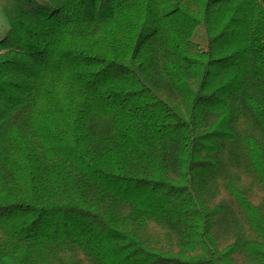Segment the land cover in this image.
<instances>
[{"label": "trees", "instance_id": "obj_1", "mask_svg": "<svg viewBox=\"0 0 264 264\" xmlns=\"http://www.w3.org/2000/svg\"><path fill=\"white\" fill-rule=\"evenodd\" d=\"M6 1L0 264H264V0Z\"/></svg>", "mask_w": 264, "mask_h": 264}, {"label": "rangeland", "instance_id": "obj_2", "mask_svg": "<svg viewBox=\"0 0 264 264\" xmlns=\"http://www.w3.org/2000/svg\"><path fill=\"white\" fill-rule=\"evenodd\" d=\"M38 3H45L47 0H37ZM9 6V2L6 0H0V39L8 31V24L5 16V9ZM193 41L191 46L199 53L204 61L207 60V42L206 37L203 32V28L200 26L198 27L193 35Z\"/></svg>", "mask_w": 264, "mask_h": 264}]
</instances>
